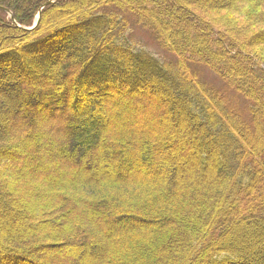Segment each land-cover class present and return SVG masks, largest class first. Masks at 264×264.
I'll list each match as a JSON object with an SVG mask.
<instances>
[{
  "label": "trees",
  "instance_id": "1",
  "mask_svg": "<svg viewBox=\"0 0 264 264\" xmlns=\"http://www.w3.org/2000/svg\"><path fill=\"white\" fill-rule=\"evenodd\" d=\"M49 1L0 0V264H264V0Z\"/></svg>",
  "mask_w": 264,
  "mask_h": 264
},
{
  "label": "rangeland",
  "instance_id": "2",
  "mask_svg": "<svg viewBox=\"0 0 264 264\" xmlns=\"http://www.w3.org/2000/svg\"><path fill=\"white\" fill-rule=\"evenodd\" d=\"M52 1V0H51ZM218 25V24H217ZM213 28L215 29L216 27L214 25H212ZM222 27V26H220ZM136 39H139V38H143L142 41L146 42V38H145V34L143 32H139V33H136L135 36H134ZM148 43V42H147ZM263 48V47H261ZM264 49V48H263ZM263 49H259V48H256L255 50V53L262 59H264V50ZM200 76L201 78L205 79L206 81H210V84H212L213 86H216V88L220 87V83L221 81L216 77L215 74L211 73L209 70L205 69V68H202L200 71ZM219 89V88H218ZM228 94V93H226ZM238 103L234 105V107L236 108L235 110H241L240 111V118L241 120L248 114V111L245 110L246 108V103L244 102V100L239 97L238 98ZM148 120V119H147ZM264 128V127H263ZM176 134V133H175ZM175 134H172L173 136H175ZM179 140V139H178ZM180 141V140H179ZM201 141V140H199ZM184 144V143H183ZM184 159H186L187 157L186 156H183ZM10 159H13V160H17L16 157L12 156ZM183 159V160H184ZM123 173L126 172V170H123L122 171ZM239 238H242V237H239ZM238 238V239H239ZM236 243L235 240H232V241H228V244H234Z\"/></svg>",
  "mask_w": 264,
  "mask_h": 264
},
{
  "label": "water",
  "instance_id": "3",
  "mask_svg": "<svg viewBox=\"0 0 264 264\" xmlns=\"http://www.w3.org/2000/svg\"><path fill=\"white\" fill-rule=\"evenodd\" d=\"M50 1H51V0H50ZM50 1H49V2H50ZM49 2H48V3H49ZM0 8H3V7H0ZM3 9H5L7 12L10 13V11H9L8 9H6V8H3ZM41 10H42V9L39 10V12H38V14H37V16H36V20H35L33 26L30 27V28H33V27H35V26L38 24L39 19H40V16H41ZM10 15L12 16V13H11Z\"/></svg>",
  "mask_w": 264,
  "mask_h": 264
}]
</instances>
